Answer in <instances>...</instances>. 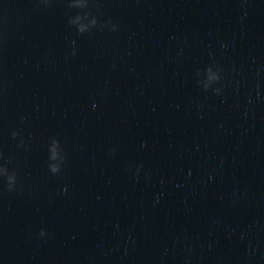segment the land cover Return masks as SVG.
Here are the masks:
<instances>
[{"label":"clouds","instance_id":"obj_1","mask_svg":"<svg viewBox=\"0 0 264 264\" xmlns=\"http://www.w3.org/2000/svg\"><path fill=\"white\" fill-rule=\"evenodd\" d=\"M53 171H55V169H53ZM41 235H44V232H43V230L41 231Z\"/></svg>","mask_w":264,"mask_h":264}]
</instances>
